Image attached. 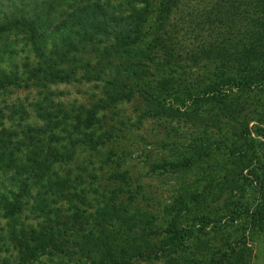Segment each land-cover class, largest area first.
Listing matches in <instances>:
<instances>
[{"label":"rangeland","instance_id":"rangeland-1","mask_svg":"<svg viewBox=\"0 0 264 264\" xmlns=\"http://www.w3.org/2000/svg\"><path fill=\"white\" fill-rule=\"evenodd\" d=\"M148 8L141 38L128 52L103 54L102 48H92L78 58V77L89 71L99 73L100 80L55 84L45 91L53 110L70 119L78 109L95 113L92 144L103 132L112 138L95 152L67 142L51 145L74 156L53 166L69 180L58 195L48 194L49 214L42 218L60 221L68 245L92 229L95 239L111 244L119 264H216L222 257L239 264L243 253L252 256L246 264H264L238 225L218 230L210 225L222 221L225 203L241 199L238 190L227 188L228 180L240 178L228 147L241 125L252 128L264 113L260 88L222 91V104L220 95L215 99L205 92L224 69L221 57L246 30L249 0H148ZM37 93L36 87L14 89L6 99L29 105L25 117L39 123L31 106L44 99L36 100ZM147 97L165 99L164 104L178 109L171 111L175 119L154 114L160 108ZM177 100H185L186 107L175 105ZM190 109L196 111L188 113ZM59 115L56 121H63ZM108 151L117 162L101 165L99 158ZM80 170L97 178L82 174L78 179ZM81 194L83 204L76 203L75 195ZM75 204L82 217L73 215ZM121 212L133 218L129 236L102 221L104 213L110 218ZM184 225H194L195 236L181 248L159 254L163 239Z\"/></svg>","mask_w":264,"mask_h":264},{"label":"trees","instance_id":"trees-1","mask_svg":"<svg viewBox=\"0 0 264 264\" xmlns=\"http://www.w3.org/2000/svg\"><path fill=\"white\" fill-rule=\"evenodd\" d=\"M249 4L252 10L248 11L246 30L234 49L223 54V71L205 88L215 99L221 96L220 104L226 99L222 91L230 88L264 90V0H249ZM148 10V0H0V264H119L111 244L95 239L92 229L80 234L84 236L73 240L71 246L62 236L60 221L42 218L49 214L48 194L58 195L69 180L58 175L53 166L74 156L51 145L67 142L95 152L112 138L103 132L92 144L97 124L91 115L95 113L78 109L70 119L59 109L53 110L50 93L43 95L51 85L92 77L100 80L99 73L89 71L78 77V58L92 48H102L103 54L128 52L141 38ZM27 87L38 88L36 100L44 98L31 104L39 123L25 117L29 105L6 99L14 89ZM146 99L160 108L154 114L175 119L171 111L178 109L164 104L165 99ZM185 102L177 100L175 105L184 108ZM57 115L63 121H56ZM228 149L229 158L240 168V178L228 180L227 188L238 190L241 199L225 203L222 221L213 220L210 225L213 230L238 225L244 230V242L264 258V113L252 128L241 125ZM98 162L104 165L117 160L108 151ZM86 172L80 170L78 179L82 174L97 178ZM75 197L76 203L83 204L82 194ZM72 208L73 215L82 217L76 204ZM105 213L103 222L107 220L110 228L129 236L133 218H126L125 212L110 218ZM29 219L34 223H21ZM195 232L194 225L174 229L163 239L158 253L166 255L181 248ZM251 259L243 253L236 262L246 264ZM219 262L228 264L223 257L216 264Z\"/></svg>","mask_w":264,"mask_h":264}]
</instances>
